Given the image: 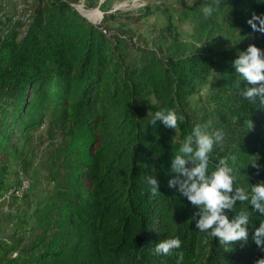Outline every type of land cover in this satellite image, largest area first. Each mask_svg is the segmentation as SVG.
<instances>
[{
    "label": "trees",
    "instance_id": "1",
    "mask_svg": "<svg viewBox=\"0 0 264 264\" xmlns=\"http://www.w3.org/2000/svg\"><path fill=\"white\" fill-rule=\"evenodd\" d=\"M207 2L180 16L199 18L195 40L204 45L179 52L172 42L163 55L107 33L68 0H38L22 34V21L0 18V191L8 187L10 159L24 160L20 140L46 123L52 141V187L31 214V240L19 247L20 240L0 236V264H176L175 255L153 252L174 237L182 264H255L264 255L253 240L264 216L247 202L236 208L252 212L248 239L224 251L196 228L199 209L167 184L171 157L192 127L210 122L226 133L231 119L254 127L231 146L215 145L209 171L227 158L241 186L264 181V103L239 95L232 63L238 53L223 48L212 24L219 7L204 18ZM245 2L242 24L250 27L253 13L264 15V0ZM208 77L215 107L195 119L188 99ZM252 86L240 80L241 88ZM160 109L185 117L177 132L149 123ZM150 175L160 185L157 197L146 183Z\"/></svg>",
    "mask_w": 264,
    "mask_h": 264
},
{
    "label": "rangeland",
    "instance_id": "2",
    "mask_svg": "<svg viewBox=\"0 0 264 264\" xmlns=\"http://www.w3.org/2000/svg\"><path fill=\"white\" fill-rule=\"evenodd\" d=\"M81 15L80 8L87 20L104 26L109 34L124 35L137 46L156 50L161 55L172 42L175 50L182 52L199 48L206 40L196 41L194 32L198 30L199 18L188 15L181 19V14L190 10L194 4L204 0H68ZM100 2V4H98ZM215 13V29L221 36L224 49L235 53L244 51L249 44L264 49V33L254 32L251 27L242 24L247 11L245 0H221ZM235 2V3H232ZM38 0H0V18L13 17L22 21L20 32L32 19ZM96 15L97 20L94 19ZM105 16V20H103ZM212 77L199 87V91L189 97L191 116L201 117L205 111L215 107L210 95ZM222 148L231 146L249 122L242 119L227 124ZM46 123L29 132L31 139L20 140L18 147L25 154L24 160L10 159L6 178L7 188L0 191V236L20 240L19 247H24L31 240L29 228L32 225L31 214L37 205L44 201L52 187L49 179V151L52 141L45 134ZM212 131L213 129H209ZM237 136V137H236ZM16 142V141H15ZM22 190V191H21Z\"/></svg>",
    "mask_w": 264,
    "mask_h": 264
},
{
    "label": "clouds",
    "instance_id": "3",
    "mask_svg": "<svg viewBox=\"0 0 264 264\" xmlns=\"http://www.w3.org/2000/svg\"><path fill=\"white\" fill-rule=\"evenodd\" d=\"M220 4L221 0H208L201 8L204 18L211 17ZM247 23L254 32L264 33V15L253 13ZM232 63L239 77L234 84L239 95L252 103L259 97L261 103H264V51L249 44L246 50L238 51ZM241 79L253 86L241 88ZM157 121L177 132L180 124L185 122V117L178 115L174 109H160L154 112L149 123L155 126ZM210 127V122L192 127L178 151L171 157L169 171L173 175L167 184L199 209V219L196 220L199 232L206 234V238H216L224 251H231L236 242L247 241L252 215L247 209L237 210V202H247L253 211L264 216V181L251 184L250 189L241 186L234 174L236 170L229 165L227 158L219 159L210 172V154L215 145L223 142L225 136L223 129L210 131ZM253 127L251 121L248 130ZM230 159L235 164L237 157L232 155ZM251 163L253 167H258L255 160ZM146 183L150 186L151 196L157 197L160 193L157 178L147 176ZM229 214H232L231 218ZM253 240L264 253V220H260L259 226L255 227ZM180 248L179 237L164 238L155 244L153 252L155 255H175L176 264H182L184 253L176 251ZM255 264H264V255L259 256Z\"/></svg>",
    "mask_w": 264,
    "mask_h": 264
},
{
    "label": "bare ground",
    "instance_id": "4",
    "mask_svg": "<svg viewBox=\"0 0 264 264\" xmlns=\"http://www.w3.org/2000/svg\"><path fill=\"white\" fill-rule=\"evenodd\" d=\"M80 10L82 11V15H83V14L85 13L84 8H80ZM80 13H81V12H80ZM96 18H97L96 15H94V19L92 18V20H97L98 18H97V19H96ZM21 191H22V190H21Z\"/></svg>",
    "mask_w": 264,
    "mask_h": 264
},
{
    "label": "water",
    "instance_id": "5",
    "mask_svg": "<svg viewBox=\"0 0 264 264\" xmlns=\"http://www.w3.org/2000/svg\"><path fill=\"white\" fill-rule=\"evenodd\" d=\"M83 17H85L84 15H82ZM86 18V17H85Z\"/></svg>",
    "mask_w": 264,
    "mask_h": 264
},
{
    "label": "crops",
    "instance_id": "6",
    "mask_svg": "<svg viewBox=\"0 0 264 264\" xmlns=\"http://www.w3.org/2000/svg\"><path fill=\"white\" fill-rule=\"evenodd\" d=\"M98 4H100V2Z\"/></svg>",
    "mask_w": 264,
    "mask_h": 264
}]
</instances>
